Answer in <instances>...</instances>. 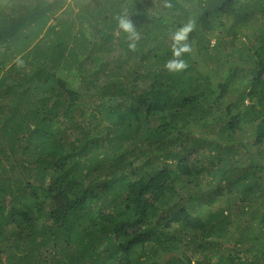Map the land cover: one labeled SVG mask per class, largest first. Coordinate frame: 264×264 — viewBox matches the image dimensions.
I'll return each mask as SVG.
<instances>
[{"label":"trees","instance_id":"trees-1","mask_svg":"<svg viewBox=\"0 0 264 264\" xmlns=\"http://www.w3.org/2000/svg\"><path fill=\"white\" fill-rule=\"evenodd\" d=\"M0 264H264V0H0Z\"/></svg>","mask_w":264,"mask_h":264},{"label":"clouds","instance_id":"clouds-1","mask_svg":"<svg viewBox=\"0 0 264 264\" xmlns=\"http://www.w3.org/2000/svg\"><path fill=\"white\" fill-rule=\"evenodd\" d=\"M205 2L206 1H203L202 4H204ZM207 7L210 8V9L213 8V6H207ZM194 23H195L194 26L197 27V25H198L197 16H196V19L194 20ZM119 25H120L121 29H123L124 31H126L128 33H131L134 38H138V36H137V34L135 33V30H134V24L131 22L130 19L121 18L120 21H119ZM130 47H134V44L130 45Z\"/></svg>","mask_w":264,"mask_h":264},{"label":"rangeland","instance_id":"rangeland-1","mask_svg":"<svg viewBox=\"0 0 264 264\" xmlns=\"http://www.w3.org/2000/svg\"><path fill=\"white\" fill-rule=\"evenodd\" d=\"M195 27V26H194ZM258 218H259V216L257 217H255V218H251L252 220L250 221L253 225H258ZM251 229H253V228H251ZM254 230V229H253ZM178 252V251H177ZM180 252L181 253H183L181 250H180Z\"/></svg>","mask_w":264,"mask_h":264}]
</instances>
